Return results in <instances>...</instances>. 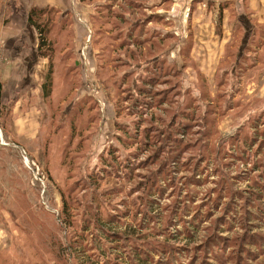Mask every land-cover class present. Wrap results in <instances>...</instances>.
Here are the masks:
<instances>
[{"label": "rangeland", "instance_id": "374dc122", "mask_svg": "<svg viewBox=\"0 0 264 264\" xmlns=\"http://www.w3.org/2000/svg\"><path fill=\"white\" fill-rule=\"evenodd\" d=\"M220 1L225 5L230 2L223 12L221 25L216 21V9L204 11L202 5L199 11L198 0H138L141 4H135L136 0H73L69 13L51 7L57 10L55 14L48 11L40 19L50 30L51 46L45 56L41 55L40 32L30 23L29 15L34 8L49 7L31 6L28 13L19 10L16 15L5 16L7 24L0 32V81L3 84L0 264H113L115 256L121 254V248L116 251L114 247L126 241L114 244L101 240L103 230L136 229L131 242L135 251L141 250L149 233L156 237L155 232L162 230L164 238H169L171 232L180 228L182 234L189 236L190 230L186 229L189 225H194L192 229L200 231L201 237L193 245L188 244L192 249L183 251L182 258L177 259L180 251L177 243L169 245V252L162 251L165 247L159 244L158 253H164L167 258L176 257L173 264H264V252L260 254L257 248H252L257 254L248 255L247 249L239 246L238 238L243 228L240 214L245 209V206L240 207L243 188L252 190L248 192L251 230L264 233V220L256 217L264 213V190L251 185L257 177L252 175L253 171L246 179L249 168L259 166L258 172L264 169V123L257 126L253 122L264 114V48L256 53L264 43V24L258 23L257 12L248 0ZM130 5L136 8L133 13ZM114 8L121 20L110 14ZM107 15L112 18H106ZM150 15L155 21L153 29H140L135 33L129 26L132 22H144ZM160 16L169 27L156 26ZM152 31L178 37L165 56L167 66L175 65L181 70L183 86L193 96H198L200 90L210 92L213 97L220 91L226 92L220 109L225 115L215 122L214 134L210 135L212 146L209 151L205 150L210 162L194 168L201 181L190 179L194 161L184 155L187 159L182 163L190 166H182L179 171H186L187 176L172 184L164 183L162 193L159 190L163 189V182L156 186L151 193L157 200L154 210L147 206L151 195L148 197L141 194L143 190L132 189L138 183L140 172H146V168L138 167V162H144L148 156L145 136H135L133 116L125 111L127 103L119 100V104L114 105L115 96L129 89L117 91L113 84L108 88L97 76L100 54L107 68L116 71L120 64L127 65L118 71L119 76L114 81L120 84L125 72L136 69L129 63L130 49L123 51L132 43L130 35L145 39L144 34L149 36ZM191 39L193 65L184 69L180 48ZM247 41H250L249 47ZM72 50L77 60L75 72H69L70 66L63 60L65 53ZM117 60L119 63H115ZM240 67L244 71L238 75ZM51 68L52 86L50 95L46 96L47 85L44 84ZM158 68L160 66L154 64L150 70ZM224 73L228 76H223L221 81L229 80L228 87L219 90L217 84ZM144 74L139 69L136 76ZM87 95L97 99L100 113V119L93 123L98 125L92 129L95 135L90 145L77 135L82 134L86 118L82 115L76 118L73 114L77 102ZM234 107L236 111H231ZM248 116L252 121H246ZM72 122L76 129L74 139L71 138ZM244 122L247 124L243 127ZM113 134L123 136L120 143L112 139ZM215 134L218 135L213 139ZM236 135L241 138L235 140ZM244 136L246 138L242 139ZM217 165L216 174L213 169ZM143 180L142 185L152 187L150 178ZM232 193L235 202L230 205V216L226 221L217 220L216 228L215 217L195 218L196 210L207 215L212 205L204 203L218 198L223 203ZM243 197H247V193ZM176 200L181 201L182 215L170 213L169 207L174 204H168ZM139 206L142 207L138 210ZM217 212L220 216L223 210ZM143 218L149 223L144 224ZM104 219L111 222L104 223ZM214 229L225 233L218 244L206 247L204 254L201 252L204 245L194 246L205 241V231ZM194 254L199 255L194 257ZM197 258L200 259L196 262ZM168 261H172L171 257Z\"/></svg>", "mask_w": 264, "mask_h": 264}, {"label": "trees", "instance_id": "16d2710c", "mask_svg": "<svg viewBox=\"0 0 264 264\" xmlns=\"http://www.w3.org/2000/svg\"><path fill=\"white\" fill-rule=\"evenodd\" d=\"M138 0H136L135 4H139ZM141 4V3H140ZM195 4V3H194ZM194 4L193 9L195 8ZM131 6V5H130ZM110 8H113V5L110 6ZM135 7L130 9L132 10V13L136 10ZM139 8V6H138ZM226 8L225 4H221L218 10L217 14V23L219 25L222 24L223 21V12ZM116 8L110 10V14L113 15V17H116L117 19L121 20V16L118 15V13L115 10ZM48 11H53L54 14L57 11L54 8H44V9H37L34 8L31 10L29 15V21L32 25H34L40 32V49H41V55L45 56L47 55L45 51L49 49L48 46H51L49 43V28L46 27V24L40 22V19L47 14ZM113 12V13H112ZM150 15L147 20H144V22H135L130 23L129 26L132 27L133 31L136 33L137 31L146 30L149 31L155 27V21L151 18ZM106 18H112L111 15H107ZM157 18V17H155ZM156 22V26L160 27H169V23L166 22L162 17L160 16ZM161 22V23H160ZM155 30V29H154ZM192 33L191 31L189 34ZM148 34V33H147ZM147 34H144L145 39L143 38H137L134 34L130 35L131 37V44L129 48L121 47L120 50L123 49V51L129 50V56H130V66L131 64H134L135 70L133 72H125L123 74V79L119 82L120 84H115L114 81L117 80V77L119 76V70L127 67V65L124 64H118L119 69L113 70L111 68H107V63L105 62L104 58L99 54L98 62H97V76L99 80L104 84L107 85L108 88L110 84H113L114 88L117 91H123L126 89H129V91L122 92L121 96L117 95L115 96V103L114 105H118L119 100H124L127 103V106H125V111L129 116H133V125L135 128V136L141 137V135L145 136V143L146 145L145 150L148 151V156L146 157V160L144 162H138V167L142 166V169L146 168V172H140L138 183L133 186L134 191H142V195H148L150 196V200L147 202V206L151 208V210H154V201L156 200L155 194H151L152 191H155V188L157 185H159L160 182H163V189H160V193L165 192V186L164 183H174L176 179L180 177H186V171H179L182 166L188 167L190 164L187 162H183V159H187L184 157V155H189L188 159H193L194 162H192L194 165L191 169V171L196 167L197 164L203 165L208 164L210 162V158L205 154V150L210 149L212 146V142L210 138L211 134H214V130H212L215 127V122L217 119L221 116L225 115V112L223 110H220L222 108V102L226 98V92L220 91L216 97H213L210 92H200L198 93V96H193L190 90H187L183 86L184 81V74L181 72V70L176 67L175 65L167 66V57H165L169 52V47L171 44L175 43L178 39V37L174 34L167 33V34H159V33H153V31L147 36ZM133 39V40H132ZM248 42V41H247ZM250 42V41H249ZM248 42V47L250 46ZM252 42V41H251ZM123 43V42H122ZM246 43V42H244ZM66 46H72L71 44H65ZM261 49H259L257 54L262 51L264 48V43L260 45ZM192 49V39L189 40V42L185 45H183L180 48V57H181V64H185L184 69L188 65H193V61L191 60L190 51ZM115 51V49H114ZM113 51V52H114ZM115 53V52H114ZM255 53V54H256ZM53 58V55L51 56ZM63 60L65 61V64H69V72H75L78 70V68L74 65L76 64V58L74 56L73 50L66 52L65 56H63ZM70 60L72 62H70ZM76 60V61H75ZM52 61V60H51ZM68 61L70 63H68ZM152 62V64H151ZM53 63V62H52ZM115 63H119L117 60ZM154 64H157L160 66L158 70H150L151 67L154 66ZM52 69L50 70L47 81L44 85H47L45 94L46 96L50 95V89L52 86ZM139 69H142L145 74L143 76L137 75V72ZM239 74H242L244 71V68H239ZM155 73H154V72ZM157 73V75H156ZM111 75V76H110ZM223 76H228L227 73H224L220 77V81L218 87L219 90H224L226 87H228L229 80L221 81L223 79ZM136 77V78H135ZM76 75H74L73 79L75 80ZM108 79V80H107ZM132 82V84H131ZM74 85H77V83H74ZM240 88H238L239 90ZM199 91V90H198ZM2 97H3V84L0 81V106L2 104ZM72 103V100L70 101ZM77 103V108L73 109V114L76 118H79L78 116L85 117L87 124L85 125V128L82 129V134H77L79 138H81V141H83L85 144L91 143V139L94 137L95 132L92 131V129H95L97 125H93L95 121H98L99 118V104L97 99L94 96L87 95L81 98ZM240 103V102H239ZM76 103L73 104L75 106ZM118 108V107H117ZM236 107L231 109V111H236ZM86 111V112H85ZM86 113V114H85ZM78 114V115H77ZM85 114V115H84ZM251 117V116H250ZM252 121V118H247L246 121ZM255 125H259V123H264V114L258 115L255 120ZM114 122V126H115ZM247 123H243V127ZM131 125V128L133 127ZM164 125V126H163ZM241 124L239 127H242ZM61 125L59 124L58 129H60ZM72 127V135L71 138L74 139L75 131L73 122L71 123ZM163 129V130H162ZM156 134V135H155ZM176 134V135H175ZM155 135V136H152ZM218 134H215L213 136V139ZM121 134L115 135L113 134L112 139L116 141V143L121 142ZM234 137V136H233ZM240 135L235 136V140L240 139ZM246 138L245 136L242 138ZM253 139H257L254 137ZM253 141V140H252ZM254 145V141L253 144ZM111 149H109V152ZM197 151V152H196ZM191 152V153H190ZM198 155V157H196ZM182 163V164H181ZM259 166H253L249 168V170L246 171V179L249 176L250 172L253 171L252 175H257L256 178L253 179V182H251V185L254 184L255 188H261L264 190V169L261 170V172H258L257 170ZM197 169V168H196ZM196 169H194L192 176L190 179L194 178L197 182L201 181L200 177H197L199 173H197ZM219 166L217 165L213 171L217 174L219 172ZM174 171V173H172ZM190 171V172H191ZM258 174H257V173ZM182 173V174H179ZM196 174V177L193 175ZM222 177L223 176V170H222ZM152 183V187H150L148 184L142 185L144 181L143 179H149ZM263 178V180H262ZM189 179V180H190ZM166 180V182H164ZM186 181V180H184ZM247 181L245 182V184ZM253 186V189H254ZM176 188V186H175ZM151 190V191H150ZM251 188H243L242 189V199H241V206L245 209L240 214L241 219L243 222V228L240 233L241 236H239V246L247 249L246 253L252 257H254L257 252L252 251V248H257L259 253L261 254L264 252V233L260 230H251L252 223H251V217L250 214V194L248 192H251ZM239 193V196L240 194ZM247 193V197H243L244 194ZM260 194V192H258ZM244 199V203H243ZM224 202L222 203L220 199L212 200L211 202H206L204 205H212L209 210L206 211L207 215L202 214V212L199 213L200 210H196L195 218L199 217H207V218H213L216 219L215 228L219 225L217 224V220L223 221L227 220L230 216L231 208L230 205H232L235 201L233 200V193L230 197L224 198ZM179 200H176L175 202H171L168 205H172L169 208L171 209L172 215H178V213L183 214V208H181V205L179 204ZM243 203V204H242ZM247 206V207H246ZM142 206L138 207V210ZM222 209L223 213L220 216H217L218 212L217 210ZM152 212V211H151ZM199 213V214H198ZM198 215V216H197ZM251 216V217H250ZM256 217L264 220V213H261L260 215H257ZM143 223H149V220L143 218ZM180 220V218H179ZM178 220V221H179ZM177 221V222H178ZM215 221V220H213ZM104 223H110V221H107L106 219L103 220ZM250 224V225H249ZM196 227V224H195ZM194 228V225L187 226L186 229L190 230L189 236H185L182 234V230L180 228H177L176 231L170 233V239L164 238L165 232L162 230H159L155 232L157 236L155 237V234L149 233L146 238V240L143 243V247H141V250L135 249V251L132 249V239L137 234L136 229L131 230L130 228H124L125 230H115V229H107L103 230L102 234H100L101 240L104 239L105 241L108 240V242H113L114 244H119L121 241H126L123 244H119L115 246L114 250L116 248H121L120 252L121 254H117L115 256V262L113 264H173V261L182 258L183 251L190 250L188 246L193 245L196 243L199 237H201V232H197ZM233 232V231H232ZM225 231L221 230H213V231H205V241H202L201 244L194 246L199 247L200 245H204V249L201 250L204 251V254L206 253V247L212 245L218 244V240L221 235L224 234ZM140 235L139 237H141ZM98 237V235H97ZM138 237V238H139ZM225 237V236H223ZM99 238V237H98ZM172 239V240H171ZM102 243V242H101ZM171 243H177L178 249H180L178 257L174 256H167L164 255V253H158V247L162 244L165 248L162 251H170L168 249L169 245ZM160 244V245H159ZM103 245V244H102ZM156 245V246H154ZM159 245V246H158ZM150 246L151 248L148 249L147 247ZM103 248V246H101ZM156 247V248H154ZM193 247V248H194ZM251 247V248H250ZM130 248V249H129ZM117 251V250H116ZM199 254H194V257H197ZM169 257H171L172 261H168ZM228 257H231L228 256ZM242 257H244V253L242 254ZM197 258L196 262L198 261ZM193 260V258H192ZM204 259H202L201 263H204ZM243 258V262H244ZM247 264V263H245ZM261 264V262L259 263Z\"/></svg>", "mask_w": 264, "mask_h": 264}, {"label": "crops", "instance_id": "0c3cea01", "mask_svg": "<svg viewBox=\"0 0 264 264\" xmlns=\"http://www.w3.org/2000/svg\"><path fill=\"white\" fill-rule=\"evenodd\" d=\"M72 1L73 0H0V32L5 28V26H3L6 23L5 16L16 15L18 14L19 10H22L23 12L26 11V13H28L31 6L40 8L51 6L60 9L61 13H66V11L67 13H69V7H71L73 3ZM198 2H200V7H198L199 11H202L201 8L203 5L205 6V8H202L204 11L215 8L216 15L218 14L220 5L223 4V2H221L220 0L219 2L218 0H198ZM248 2H250V7L254 9L253 11L257 12V14H255L259 17L257 19L258 23L264 24V0H248ZM229 4L230 2L226 3L224 12L227 11ZM191 7L189 6L188 8L191 9ZM70 9V11H73L72 8Z\"/></svg>", "mask_w": 264, "mask_h": 264}]
</instances>
